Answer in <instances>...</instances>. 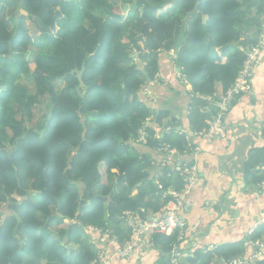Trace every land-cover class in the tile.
Listing matches in <instances>:
<instances>
[{
    "label": "trees",
    "instance_id": "16d2710c",
    "mask_svg": "<svg viewBox=\"0 0 264 264\" xmlns=\"http://www.w3.org/2000/svg\"><path fill=\"white\" fill-rule=\"evenodd\" d=\"M9 1L28 16H14L11 31L0 4V264H90L100 250L87 225L123 242L124 212L158 215L171 199L167 190L182 188L172 166L134 145H167L180 156L192 146L175 126L160 138L168 111L154 110L142 94L146 79L158 80L160 55L184 35L172 60L190 87L185 128L200 131L217 113V86L223 93L233 85L257 41L264 0ZM134 2L122 15L121 5ZM57 10L50 33L31 18L49 25ZM34 129L44 130L42 138ZM242 171L247 185L263 184L264 145L249 151ZM152 237L169 258L176 234ZM263 237L264 223L188 264L244 257V241Z\"/></svg>",
    "mask_w": 264,
    "mask_h": 264
},
{
    "label": "crops",
    "instance_id": "0c3cea01",
    "mask_svg": "<svg viewBox=\"0 0 264 264\" xmlns=\"http://www.w3.org/2000/svg\"><path fill=\"white\" fill-rule=\"evenodd\" d=\"M172 58L170 54L160 55L159 82L150 81L142 94L154 110L168 111L169 116L159 127V132L164 130L165 133L175 126L177 131L186 132L187 139L192 140L189 151L179 158L186 163L194 162L200 175L199 184L185 199L186 211L182 213L190 232L180 249L182 264H188L189 257L204 252L210 244L217 246L244 239L256 226L259 212L264 210V194L261 193L264 182L260 186L247 185L242 173L249 151L264 145L261 136L264 126V52L260 63L254 67L249 89L234 100L224 117L227 139L216 138L209 143L185 128L190 87L183 82ZM220 89L218 85L214 97ZM150 98L154 99L153 102ZM167 122L172 126H166ZM134 145H141V149L136 147L138 150L151 151L154 161L163 158L162 154L141 143ZM196 147L199 149L195 150ZM122 227L126 230L127 225L124 223ZM86 234L90 235L89 242L95 249H104L106 264H170L168 254L161 250L158 242H153L152 236L144 238L129 256L120 258L113 255V246L95 240L99 237L96 232L91 235L87 231Z\"/></svg>",
    "mask_w": 264,
    "mask_h": 264
},
{
    "label": "built area",
    "instance_id": "2783aa9c",
    "mask_svg": "<svg viewBox=\"0 0 264 264\" xmlns=\"http://www.w3.org/2000/svg\"><path fill=\"white\" fill-rule=\"evenodd\" d=\"M264 52V12L261 17V27L257 34V41L245 51V58L233 85L223 93L216 96L214 105L217 108V113L207 121V126L193 134L201 136L204 142H211L213 139H227L226 127L224 125V117L229 110V105L234 98L246 92L249 89V80L253 75L254 67L260 63ZM154 100V99H152ZM147 139V138H146ZM145 135H140L139 140L146 141ZM158 147L157 152L161 153L163 158L158 161V165L172 166L179 173L182 180V188L180 190H170L171 195L169 202L164 205L158 215L153 213L146 215L144 218L140 213H145L144 209L138 212L126 211L123 213L124 223L130 228L129 238L125 241H118L115 236H109L107 233L100 235L101 229L95 228L99 235V242L108 246H113V255L125 258L129 256L133 250L146 238L155 234L168 235L176 234V241L172 244L169 251L170 264H182L181 243L187 233L190 232L187 228L185 219L182 213L186 211L185 199L200 181L198 168L194 162L186 163L180 160V154L167 145ZM199 148L196 147L195 150ZM177 153L178 157L173 156ZM264 194V190L261 192ZM258 222L256 226L264 223V210L258 214ZM256 226L249 230V235L255 230ZM245 249L249 250L244 257L236 256L230 259L217 257L211 260L210 264H254L257 260L264 257V237L255 240H245ZM216 245L210 244L207 250H214ZM96 259L90 264H106V256L104 249L101 247Z\"/></svg>",
    "mask_w": 264,
    "mask_h": 264
},
{
    "label": "water",
    "instance_id": "95a60500",
    "mask_svg": "<svg viewBox=\"0 0 264 264\" xmlns=\"http://www.w3.org/2000/svg\"><path fill=\"white\" fill-rule=\"evenodd\" d=\"M136 7V4L135 2L132 3V4H123L121 9H122V15L127 12L129 9L131 8H135ZM197 10V7L194 8L193 12H195ZM20 15H23V16H28V13L22 9V8H19V12H18V15L17 16H20ZM60 17V12L57 10L55 12V14L50 18V23L49 25H45L42 20L37 17V16H34L32 15L31 18L37 23L38 27L40 29H43V30H46L47 32H52L54 29H55V21L57 18ZM186 20L187 19H184V22L186 23ZM184 40V35L183 34H180L176 40V42L174 43V47H173V52L176 54L179 50V47L180 45L182 44ZM8 56H11V51L8 52ZM176 70L179 72L180 69L179 68H176ZM81 75H82V72H78V80H79V87H82L83 86V82L81 80ZM146 82L148 83L149 80L146 79ZM51 116V112H47V118H49ZM166 126H172V123L171 122H167ZM34 133L38 134L40 138H42L43 134H44V130H37V129H34ZM164 135V130L162 131V133L160 134V138H162ZM76 151H74L70 157H72L74 154H75Z\"/></svg>",
    "mask_w": 264,
    "mask_h": 264
},
{
    "label": "rangeland",
    "instance_id": "374dc122",
    "mask_svg": "<svg viewBox=\"0 0 264 264\" xmlns=\"http://www.w3.org/2000/svg\"><path fill=\"white\" fill-rule=\"evenodd\" d=\"M0 4H1L2 16L4 17V19H6L8 21V29L11 30V31H13L14 18H15L14 16L18 15L19 8L17 9V7L11 1H9V0H0ZM121 7H122V5H121ZM118 10L119 9H117V11ZM121 13H122V11H121ZM126 13L127 12H125L123 15H125ZM29 30H31V34H34V35L37 34V31H36V29L34 27H31V29H29ZM168 53L172 57H175V53L174 52L170 51ZM149 82H148V84H149ZM45 108H46V105H44L42 107V109H45ZM36 118L37 119L39 118V114L36 116ZM173 156L178 157L177 153H174ZM87 228L89 229L88 232H90V234L92 235V233H95L96 232L95 228H97V227H94L92 225H87ZM91 240L95 243V240L99 241V238H96L95 237V240L93 238Z\"/></svg>",
    "mask_w": 264,
    "mask_h": 264
}]
</instances>
